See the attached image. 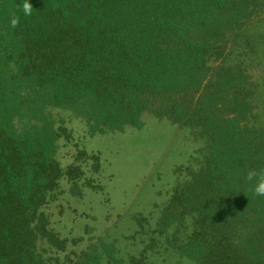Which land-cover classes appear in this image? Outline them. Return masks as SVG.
I'll return each instance as SVG.
<instances>
[{"label":"trees","instance_id":"1","mask_svg":"<svg viewBox=\"0 0 264 264\" xmlns=\"http://www.w3.org/2000/svg\"><path fill=\"white\" fill-rule=\"evenodd\" d=\"M263 6L0 0V264H150L157 242L189 264H264V195L255 190L264 181V128L252 124L259 85L244 68L210 65ZM53 110L83 122L91 137L140 129L151 116L203 142L177 169L184 181L153 226L152 213L131 217L130 239L149 236L138 255L123 257L115 241L99 238L76 262L60 259L67 240L43 208L61 181L77 188L85 173L77 161L61 166L59 140L69 132Z\"/></svg>","mask_w":264,"mask_h":264},{"label":"rangeland","instance_id":"2","mask_svg":"<svg viewBox=\"0 0 264 264\" xmlns=\"http://www.w3.org/2000/svg\"><path fill=\"white\" fill-rule=\"evenodd\" d=\"M223 49L226 57L212 60L210 65H236L250 74L259 85L252 124L264 128V6L239 31L227 35ZM52 114L69 132L68 140H59L61 166L66 168L77 161L85 173L77 188L61 181L56 200L43 208L52 229L67 240L60 259L76 262L99 238L115 241L123 257L138 255L150 244L149 236L130 239L137 231L131 217L152 213L153 226L155 212L167 201L176 180L184 181V173L177 169L192 161L203 142L193 138L188 129L151 116L143 118L140 129L91 137L85 124L69 113L53 110ZM93 157L99 160L98 173L93 169ZM200 158L193 160V165ZM86 179L91 180L92 187L84 184ZM147 254L150 264H189L164 250L159 242Z\"/></svg>","mask_w":264,"mask_h":264},{"label":"clouds","instance_id":"3","mask_svg":"<svg viewBox=\"0 0 264 264\" xmlns=\"http://www.w3.org/2000/svg\"><path fill=\"white\" fill-rule=\"evenodd\" d=\"M26 12H30V8H26ZM15 24H16V21H13V26H15ZM253 175L255 174L250 173L249 179H251ZM255 190L258 195H264V181L260 182Z\"/></svg>","mask_w":264,"mask_h":264}]
</instances>
